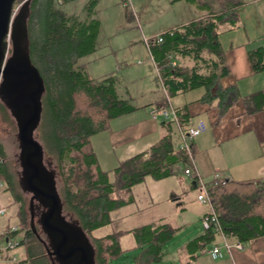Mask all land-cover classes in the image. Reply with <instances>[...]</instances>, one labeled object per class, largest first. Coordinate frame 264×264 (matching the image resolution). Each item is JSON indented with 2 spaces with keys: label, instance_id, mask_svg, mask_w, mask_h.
<instances>
[{
  "label": "trees",
  "instance_id": "16d2710c",
  "mask_svg": "<svg viewBox=\"0 0 264 264\" xmlns=\"http://www.w3.org/2000/svg\"><path fill=\"white\" fill-rule=\"evenodd\" d=\"M70 1L29 0L26 3L23 0L15 13V20L21 22L24 19L28 53L44 81L41 121L37 128L39 141L45 154L55 156L63 176L60 195L63 214L81 226L87 235L92 234L98 264H111L125 252L120 240L129 232L133 233L135 247L140 250L132 264H155L164 256L165 244L179 227L152 220L103 236L93 234L113 222V211L132 203V195L126 196L127 192L146 177L165 179L184 173L185 168L191 166L188 152L176 144L172 126L178 121L183 130L189 128L187 106L175 108L177 120L162 121L166 133L149 149L121 160L112 170L101 169L90 144L92 136L106 131L113 119L134 111L136 107L119 95L116 76L92 78L86 63L81 61L98 48L101 29V21L95 13L98 0L87 3L84 18L68 14L59 6ZM236 16V5L229 4L221 11H212L180 27L169 28L161 33L160 42L154 40L151 43L149 54L158 67L168 98L203 88L200 100L215 103L222 114L241 98L236 85L224 87L221 84V78L229 73V67L225 62L220 34L235 25ZM249 56L254 70L264 71L263 47L250 50ZM187 57L191 59V65L178 61ZM242 99L247 112L262 110L264 89ZM168 100L153 108L168 107ZM0 105L3 110L9 109L5 102H0ZM0 179L5 181L15 201L20 203L17 217L25 228L24 238L19 242L25 248L22 262L49 264L43 260L47 255L30 226L31 208H25L23 198L16 191L1 142ZM207 183L221 227L231 239L247 243L264 236V180L227 179ZM216 236L213 229L204 230L201 236L187 242L185 251L194 257L197 252L206 250ZM2 237L5 239L6 234L2 233Z\"/></svg>",
  "mask_w": 264,
  "mask_h": 264
},
{
  "label": "rangeland",
  "instance_id": "374dc122",
  "mask_svg": "<svg viewBox=\"0 0 264 264\" xmlns=\"http://www.w3.org/2000/svg\"><path fill=\"white\" fill-rule=\"evenodd\" d=\"M90 0H72L59 6L68 14H76L81 18L86 16V5ZM205 3L202 6L201 0H196L192 8L194 15L200 12L210 13L219 8H225L229 0L214 5ZM23 0L15 4L16 11L19 10ZM175 0H98L95 6L96 17L101 21V29L98 35V48L96 52L81 60L86 63L87 72L92 78H100L107 75L117 77L116 84L120 96L131 95V103L134 105H145L151 100L164 96V89L159 80L157 69L148 54L145 40L154 37L163 28L179 22V17L189 16L190 11L181 10V4L176 5ZM179 6L180 10L177 9ZM179 16V17H178ZM128 63L124 66L121 64ZM121 66V67H120ZM202 88L192 89L186 95L193 94ZM172 97L170 100H173ZM0 102H4L0 97ZM35 138L41 141L39 130L35 131ZM0 142L5 151V160L10 171L17 193L23 198L25 208L29 210L31 192L23 189L22 179H25V170L20 162V141L18 137V122L16 116L10 109L0 105ZM140 147L139 149H141ZM135 151L134 153L138 152ZM116 151V150H115ZM121 151V149H119ZM112 150L102 148L99 158L101 169L111 167ZM117 153L113 159L125 158L126 155ZM44 162L50 171L54 172L56 187L61 195L63 188V176L55 156L44 155ZM112 177V174H111ZM203 181H207L202 179ZM190 180L186 175L175 174L165 179H146L135 185L126 196L132 195L133 201L112 212L114 219L110 225L102 227L94 232L95 236H103L118 229H130L140 224L162 218L164 222L172 226H182L174 237L164 246V256L155 264H180V252L184 244L195 234L201 233L204 229L200 222V214L208 205L202 204L197 199L198 191L190 187ZM127 198V197H126ZM180 199V201L178 200ZM0 207L7 209L6 214L0 213V264H25L23 246L7 250L6 241L2 232L11 226L18 227L17 242L24 238L25 228L19 223L17 211L20 203L15 201L12 193L6 188L5 181L0 179ZM31 211V209H30ZM35 217L39 220V215ZM42 237L44 234H42ZM89 239L95 246L94 237L88 234ZM121 247L125 252L114 259L111 264H132L134 256L139 253L136 248V240L133 233H126L121 237ZM97 251V249H96ZM16 257V259H12ZM220 259V258H219ZM49 262L47 257H43ZM214 261V260H212ZM98 264V262H97Z\"/></svg>",
  "mask_w": 264,
  "mask_h": 264
},
{
  "label": "crops",
  "instance_id": "0c3cea01",
  "mask_svg": "<svg viewBox=\"0 0 264 264\" xmlns=\"http://www.w3.org/2000/svg\"><path fill=\"white\" fill-rule=\"evenodd\" d=\"M224 1L229 0H213L211 4L222 5L221 3ZM209 2V0H201L202 6ZM175 3L182 5L181 10L190 11V15L178 16L179 22L163 28L159 33L210 14L200 12V14L194 15L192 8L195 6L196 0H175ZM229 4L236 5L237 16L235 25L220 34L225 62L229 67V73L221 78V84L224 87L236 85L241 98L224 114L220 113L215 103L210 104L200 100L204 92L203 88V90L200 89L189 95H186L188 91L178 93L173 96V100H170L172 97H167L168 92L162 85L158 74L165 93L162 98L151 100L142 106L132 104L136 107L134 111L113 119L109 129L92 136L90 144L96 153L98 162L102 148L113 151L111 152V167L103 170H112L121 160L149 149L166 133V127L162 125L164 120L162 115L158 114L153 117L151 111L155 105H163L169 99L168 105L173 108L187 106L188 127H196L201 130L192 142V159L191 157L190 159L191 165L202 179L210 181L216 173H221L222 176L230 180H264V108L249 113L246 111L242 99V97L264 89V71L256 72L249 56L250 50L258 47L264 49V0H235L227 2V5ZM177 9L180 10L179 6ZM222 9L219 8L214 12ZM178 61L185 65L192 64L188 57L178 59ZM122 65L126 66L128 63ZM121 97L132 100L131 95H121ZM172 126L177 138L176 144L179 145L181 142L180 124L174 122ZM140 147L142 148L139 149ZM119 149L126 155L134 153L137 149L139 151L122 159L117 157L119 160H115L113 157L117 151L119 154H123ZM178 174L185 175L183 172ZM188 179L190 187L196 188L194 180L191 177ZM178 200L180 201V199ZM205 212L206 208L202 210L200 219ZM162 220L160 218L155 221L164 222ZM203 233L204 230L195 234L191 239L197 238ZM232 241L236 240L232 238ZM187 242L180 252V264H264V236L243 243L242 249L234 248L231 251H225L220 259L212 258L207 252L214 244L221 242L220 235L216 236V239L206 247V250L197 252L194 257H192V253L189 254L185 251ZM23 252L25 253V249Z\"/></svg>",
  "mask_w": 264,
  "mask_h": 264
},
{
  "label": "water",
  "instance_id": "95a60500",
  "mask_svg": "<svg viewBox=\"0 0 264 264\" xmlns=\"http://www.w3.org/2000/svg\"><path fill=\"white\" fill-rule=\"evenodd\" d=\"M16 1L0 0V97L18 122L20 162L25 170L21 185L33 192L46 208L39 222L56 244L54 253L70 260L66 264H94L95 252L86 238L88 235L76 222L64 216L54 172L46 166L44 147L34 136L41 121L45 87L41 73L28 53L24 19L21 22L15 20ZM31 228L36 230L33 222ZM79 238H83L82 244H78Z\"/></svg>",
  "mask_w": 264,
  "mask_h": 264
},
{
  "label": "built area",
  "instance_id": "2783aa9c",
  "mask_svg": "<svg viewBox=\"0 0 264 264\" xmlns=\"http://www.w3.org/2000/svg\"><path fill=\"white\" fill-rule=\"evenodd\" d=\"M16 10L17 9L14 6L13 14L16 13ZM161 39H162L161 33L154 37L146 39L145 42H146L148 50H149V46L154 40L157 42H160ZM173 63L175 64V61H173ZM155 67L156 69L158 68L156 64H155ZM151 113L153 117H156L158 114H161L164 119L175 118L177 120L176 110L170 105H168V107H165V108H159V109L153 108ZM200 132L201 130L196 127H189L187 130H183L181 128L180 130L181 142L178 145V147H180L181 149H185L188 152L191 159H192V142L194 138L200 134ZM184 174L188 177H191L194 181H196V188L198 191L197 199L202 204L208 205L209 207V210L205 212L201 217L200 223H201L202 228L204 230L213 229L214 231L217 232V235L221 236V242L214 244L209 250H207V252L211 255L212 258L216 259V258L223 257L225 251H231L234 248L242 249L243 248L242 242L237 241V240L232 241L230 236L223 231L221 227V223L219 221L218 213L214 209L213 202L209 194V190H208L209 185L207 181L202 180V177H200L199 173L196 172V170L194 169L192 165L185 168ZM194 176L196 178H194ZM212 180L224 182L227 180V178L222 176L221 173H216L214 177L212 178ZM6 212H7L6 207H0V213L6 214ZM17 230H18V227L12 226L5 232L6 234V238H5L6 246L5 247L7 250L12 249L19 244L17 242L18 235H12V233L14 232L18 234ZM12 259L15 260L16 257H13Z\"/></svg>",
  "mask_w": 264,
  "mask_h": 264
},
{
  "label": "flooded vegetation",
  "instance_id": "af4514ba",
  "mask_svg": "<svg viewBox=\"0 0 264 264\" xmlns=\"http://www.w3.org/2000/svg\"><path fill=\"white\" fill-rule=\"evenodd\" d=\"M31 198H30V208H31V222H33V224L35 225V217L40 215L46 210V208L37 200V198L35 197L34 193L31 192ZM31 226V223H30ZM36 230H34V234L37 237V239L40 241V243L43 246V249L47 255V258L49 259V261L51 262V264H66L67 262H70V260H67L65 258H60L59 256H57L56 253H54V249L56 247V244L53 242V240L50 238V236L48 235V233L43 229L42 224L38 221H36V225H35ZM42 234H44V236L46 237H42ZM90 243L91 246L94 249L95 255H94V264H97V260H96V248L95 246L92 244L91 240L89 239V237H86ZM83 238H79V242L78 244H82ZM67 253V252H66ZM78 252H76L77 254ZM80 254L84 255V257L87 256V254L83 253V251H80ZM88 258V257H87ZM73 263V262H71Z\"/></svg>",
  "mask_w": 264,
  "mask_h": 264
}]
</instances>
